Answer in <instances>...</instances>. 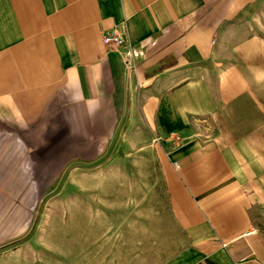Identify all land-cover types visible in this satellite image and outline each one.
<instances>
[{"label":"crops","instance_id":"0c3cea01","mask_svg":"<svg viewBox=\"0 0 264 264\" xmlns=\"http://www.w3.org/2000/svg\"><path fill=\"white\" fill-rule=\"evenodd\" d=\"M110 149L158 171L159 264H264V0H0V264L39 247L23 188Z\"/></svg>","mask_w":264,"mask_h":264},{"label":"rangeland","instance_id":"374dc122","mask_svg":"<svg viewBox=\"0 0 264 264\" xmlns=\"http://www.w3.org/2000/svg\"><path fill=\"white\" fill-rule=\"evenodd\" d=\"M118 145L124 147V140L119 139ZM140 158L137 154L127 156L125 150L113 154L110 149L94 160L78 161L67 169L54 171L55 174L40 176L36 187L23 188L22 198H29L31 190L32 198H37L28 221L39 230L38 234L36 230L29 233L23 243L36 241L39 247L33 251L32 259L22 254L4 264H159L166 261L173 252L153 250L159 247L161 239L168 241V235H160L168 220L155 215L164 213L166 198L161 195L158 171H152L149 179L145 177L147 173L144 174L141 164L137 165ZM127 164L135 166L127 168ZM132 179L135 180L134 198ZM6 232L8 240L18 236L12 234L13 228ZM19 244L10 243L5 251Z\"/></svg>","mask_w":264,"mask_h":264},{"label":"built area","instance_id":"2783aa9c","mask_svg":"<svg viewBox=\"0 0 264 264\" xmlns=\"http://www.w3.org/2000/svg\"><path fill=\"white\" fill-rule=\"evenodd\" d=\"M104 46L116 51L119 55L125 72L130 76L136 71V58L138 56L134 46L129 42L127 33L123 29H113L106 32L102 37ZM168 139L172 142H180L181 139L176 134H169ZM177 168V166L175 165Z\"/></svg>","mask_w":264,"mask_h":264}]
</instances>
